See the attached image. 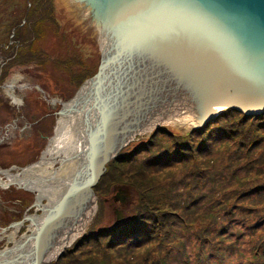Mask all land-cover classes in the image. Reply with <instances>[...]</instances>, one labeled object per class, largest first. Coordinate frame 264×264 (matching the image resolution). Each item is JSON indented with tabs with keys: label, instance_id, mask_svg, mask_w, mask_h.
Returning a JSON list of instances; mask_svg holds the SVG:
<instances>
[{
	"label": "rangeland",
	"instance_id": "374dc122",
	"mask_svg": "<svg viewBox=\"0 0 264 264\" xmlns=\"http://www.w3.org/2000/svg\"><path fill=\"white\" fill-rule=\"evenodd\" d=\"M82 1L0 0V43L4 44V48H0V168L25 167L38 161L52 137L61 102L71 100L83 82L98 70L101 59L100 34L92 17V10ZM223 62L220 60L213 63L212 67L203 73L205 76L202 75L197 84H192L194 91L181 94L180 101L184 102L186 97L199 94L200 86L211 85L212 82L206 81L207 73H213L217 76V82L224 84L228 78V69L223 65L226 61ZM15 75L21 78L18 85L23 86L22 90L18 87L15 89L19 103L14 102L13 98L4 91L5 83ZM253 125L247 120L243 121L240 115L230 113L211 124L205 143L214 144V148L218 147L219 150H227L232 154L238 152L243 158L241 163H247L245 158H250L246 154L247 149H253L252 152L255 154L257 150L264 153V143L259 148L256 144L252 146V143H243L247 137L246 130ZM157 128L167 133L156 134L152 146L148 145V142L152 140L150 133L153 130L137 135L118 152L116 158L108 163L107 172L93 188L97 207L84 235L92 237L85 242H82L84 240H81L82 236L76 239L65 249L61 257L49 264H86L87 262L102 264L104 260L109 264H130L127 258L147 261L154 256L156 251H152L154 245L151 243L152 240L130 252L123 248L113 250L112 247L110 250L106 249V246L113 241V237L124 232L120 228L114 230L121 223L116 227L113 226L116 221V211L121 212L122 219L126 218L130 213L132 202H138V193L144 190L148 192L151 188L152 194L167 193L165 203L168 206L173 205L175 210V205L182 201L178 194L181 187L176 188L178 184L172 182L170 191L165 190L170 183V175L174 174L172 180L178 181L180 177L192 174L187 172L200 163L199 155L194 151L200 144L199 139H195L189 145L193 150L185 155L187 158L191 157L189 161L177 164L176 158L173 159L177 147L186 144L180 138H171L168 132L175 136L184 135L192 131L191 126L168 123ZM205 162L210 165V162L206 160ZM145 164L149 169L144 166ZM262 168L264 169V165ZM253 169L255 174L258 170ZM239 171L241 174L244 173L243 169ZM127 179L129 181L132 179L130 182L133 186H126ZM201 179V183L203 180L208 183L207 176ZM254 185L263 184L254 183L252 186ZM235 188H237L235 184L229 187L232 190ZM119 190H121L119 196L124 198L123 202L113 200ZM231 194H229L230 198H232ZM259 194L263 197L254 196L248 201L241 200L240 197L235 198L234 201L230 199L231 205L236 207L235 221L238 226L233 222H224V224L235 232L243 231L244 235H247L244 243H238L236 240L229 252L227 246L231 244L230 242L217 244L220 222L219 226L212 228L208 235V239L211 240L209 245L206 246L203 242L196 247L195 253L208 255L210 262L216 261L220 257L218 253L224 251L226 254L231 253L229 257L241 264L258 263L250 257V252L254 246L257 251L264 252V227H257L254 223L255 219L264 217V193L260 190ZM32 196L33 194L13 186L4 188L0 186V233L8 225L19 221L22 206L31 204ZM45 203L43 199L42 204ZM180 212L177 208L174 213ZM40 213L35 212L38 216ZM173 215L169 214L168 218L174 217ZM186 218L189 219L190 216L187 215ZM196 227H199V224H196ZM192 231L193 229L183 228L182 234L189 237ZM22 232L27 233L26 229H21L19 234ZM77 243H80L78 247L75 246ZM5 246H8L5 240H1L0 249ZM74 246L76 247L74 253L67 254L68 249ZM101 250L106 251L107 259H102Z\"/></svg>",
	"mask_w": 264,
	"mask_h": 264
},
{
	"label": "water",
	"instance_id": "95a60500",
	"mask_svg": "<svg viewBox=\"0 0 264 264\" xmlns=\"http://www.w3.org/2000/svg\"><path fill=\"white\" fill-rule=\"evenodd\" d=\"M116 2L109 0L95 14L98 70L67 102L81 94L80 107L89 110L85 163L57 202L46 199L37 225L0 251V264H49L61 257L87 230L97 207L93 188L106 165L137 135L162 126L180 95L194 91L192 84L216 61H226L228 87L206 105V116L213 104L264 113V0H131L122 30L110 43L107 16ZM171 101L172 107L162 108ZM119 193L113 200L123 202ZM115 213L113 226L123 220Z\"/></svg>",
	"mask_w": 264,
	"mask_h": 264
},
{
	"label": "trees",
	"instance_id": "16d2710c",
	"mask_svg": "<svg viewBox=\"0 0 264 264\" xmlns=\"http://www.w3.org/2000/svg\"><path fill=\"white\" fill-rule=\"evenodd\" d=\"M0 48L3 49L4 44L0 43ZM230 113H236L243 118V121L247 120L248 123L254 124L253 127L246 130L247 137L246 140H243V143H252V146L256 144L258 148L264 143V113L248 115L233 108H226L204 125L186 132V135L175 136L168 132V136L180 138L186 144L182 147H177V151L173 154V159L176 158L175 162L177 164L190 160L191 157L187 158L185 155L187 152L193 151L189 147L191 142L199 139L200 143L194 150L199 155L200 163L187 172L192 174L182 176L178 181L172 180L175 176L174 174L170 175V183L167 186L168 188L165 189L169 192L172 182L174 184L177 183L176 188L181 187L178 194L181 196L182 201L180 204L175 205L174 210L173 205L168 206L165 203L167 193L158 195V192H156L152 194V188L148 192L144 190L142 193H138V202H132V206L129 209L130 213L128 212L129 215L117 227L115 226L116 228L111 227L115 228L114 230H119L120 228L124 232L113 237V241L107 244L108 247L106 246V249L109 248L111 250L112 247L113 250L123 248L130 252L132 249L136 250V248H139L141 244L143 245L147 241L150 242L152 240L151 243L154 244L152 251H156L154 256H151L147 261H141L139 258L136 260L127 258V262L130 264H241L239 261L229 257L231 253L226 254L224 251L218 253L220 257L214 262L208 261V258H210L208 255H202L201 252L195 253L196 247L203 242L206 243V246L209 245L208 243L211 240L208 239V235L211 233L212 228L219 226L220 222L221 225L217 230V244L230 242L231 244L227 246V251L229 252L236 240L238 243H244L247 235H244L243 231L235 232L224 224V222H233V224L238 226L237 221H235V216L237 215L236 207L231 205L230 199L234 201L235 198L240 197L241 200L248 201L252 200L254 196L263 197L259 194L260 190L264 193V176H262L264 173L262 168L264 165V153L262 151L257 150L255 154L252 152L253 149H247L246 154L250 158H245L247 163H241L243 158L238 152L232 154L227 152V150L221 151L218 147L214 148V144L208 145L205 143L209 136L208 132L211 124ZM161 133H167V131L160 128L154 129L150 133L152 140L148 142V145L152 146L156 134ZM141 150L145 149L141 148ZM205 160L210 162V165ZM175 162L173 163L175 164ZM108 165H106L105 173ZM144 166L148 168L147 164ZM253 168L258 170L255 174H253ZM240 169L244 170L243 174L239 171ZM204 176H207L206 180L208 183L205 180L201 183V178ZM130 181L129 179L126 180L125 184L127 187L133 186ZM254 183H262L263 185L252 186ZM233 184L237 188L229 189ZM230 193H232V198L229 196ZM236 193H239V195ZM177 208L180 209V213H174ZM169 214H174V217L168 218ZM187 215L190 216L189 219L186 218ZM254 223L257 227H264V217L255 219ZM196 224H199V227H196ZM183 228L185 230L193 229L189 237H185L182 234ZM150 231L152 232L150 233ZM86 232L81 237V240L84 239L82 242L92 237L91 235L85 237ZM79 244L77 243L75 246L78 247ZM75 246L70 250L68 249L69 252L67 254H71L76 249ZM101 251L102 259H107L106 251ZM250 257L258 261L256 264H263L264 262V252L257 251L256 246L252 248ZM86 264H90V262ZM102 264L109 263L104 260Z\"/></svg>",
	"mask_w": 264,
	"mask_h": 264
},
{
	"label": "bare ground",
	"instance_id": "6f19581e",
	"mask_svg": "<svg viewBox=\"0 0 264 264\" xmlns=\"http://www.w3.org/2000/svg\"><path fill=\"white\" fill-rule=\"evenodd\" d=\"M83 1L92 10V17L95 20V14L96 17L100 16L101 8L109 0ZM131 5V0H118L114 8L110 9L107 16L108 41L110 43L121 32L126 19L125 15L129 13L126 9ZM206 76V81L212 82L211 85L200 86L198 88L199 94L186 97V101L184 102H177L171 112V117L164 124L173 123L179 126L194 127L206 117L216 116V114H220L227 108L222 104H213L211 112L206 116V105L211 103L213 98L220 94L224 88L228 87L226 86V81H224V84L219 83V81L217 82V76L213 73H207ZM20 79L19 76L15 75L4 85V91L16 103H19L20 100L15 94V89L16 87L20 88V90L23 89L22 85H18ZM76 97V100L72 103L61 102V106L62 104L66 105L60 108L62 113L56 122V131L55 133L53 132L45 151H43L38 161L22 168V170H0V186L9 187L15 185L28 187L37 194V200L40 205L43 199H47L51 204L57 202L62 197L69 183L85 163L87 139L89 137V128L86 121L89 118V110L86 107H80L81 102L79 99L81 98V94ZM173 104V101L166 102L162 105V108L172 107ZM236 105H239V103ZM40 218L41 216H31L28 218L31 222L29 230H32L37 225ZM15 229L12 232H3L0 235V239L4 236L3 238L13 240L19 227L17 226Z\"/></svg>",
	"mask_w": 264,
	"mask_h": 264
},
{
	"label": "flooded vegetation",
	"instance_id": "af4514ba",
	"mask_svg": "<svg viewBox=\"0 0 264 264\" xmlns=\"http://www.w3.org/2000/svg\"><path fill=\"white\" fill-rule=\"evenodd\" d=\"M34 163L35 162L30 163V164L26 165L25 167H27V166H29L31 164H34ZM25 167L12 166V167H9V168H0V170H3V171H5V170L16 171V170H22V168H25ZM12 186L15 187V188H17V189H22V190H24L26 192H29V193L33 194V196H32V202H31V204L27 205L26 207L25 206H22L21 217H20L19 221H17V223L18 222H21V224L18 226L19 229L16 231L15 238L12 237L13 240H8L7 238H3L4 237L3 236L2 239H0V241L1 240H5L6 245H8V246H5V247H8V248H9V245H10V247H12L15 244V242H17L22 237L23 232L21 234H19V231L21 229H23V230L26 229L27 233H29V227L31 226V222L29 221L28 218L31 217V216H38V215L35 214V212H41V206L44 205V204H41V205L39 204V202L37 200V194L33 190L29 189L28 187L26 188V187L15 186V185H12ZM1 187H3V186H1ZM44 201L47 202L46 199H44ZM20 203H22V201ZM30 211H32L33 213H30ZM13 224L14 223L8 225V227H6L4 230H2V232L0 233V235L3 234V232L8 233V232H12L13 230H16L15 229L16 227H12L11 226ZM5 247H3V248H5ZM3 248H1L0 250H2Z\"/></svg>",
	"mask_w": 264,
	"mask_h": 264
}]
</instances>
